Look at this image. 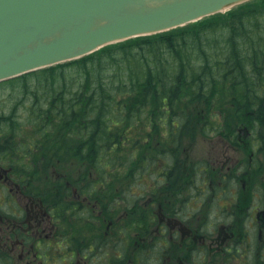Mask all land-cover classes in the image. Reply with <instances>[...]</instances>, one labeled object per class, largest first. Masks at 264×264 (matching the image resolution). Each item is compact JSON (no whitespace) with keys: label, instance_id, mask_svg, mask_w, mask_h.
Segmentation results:
<instances>
[{"label":"flooded vegetation","instance_id":"1","mask_svg":"<svg viewBox=\"0 0 264 264\" xmlns=\"http://www.w3.org/2000/svg\"><path fill=\"white\" fill-rule=\"evenodd\" d=\"M263 113L229 148H151L155 167L135 176L93 160L29 176L0 148V264H264Z\"/></svg>","mask_w":264,"mask_h":264},{"label":"trees","instance_id":"2","mask_svg":"<svg viewBox=\"0 0 264 264\" xmlns=\"http://www.w3.org/2000/svg\"><path fill=\"white\" fill-rule=\"evenodd\" d=\"M253 65L260 69L253 71ZM262 72L264 0H251L225 13L110 44L0 84L15 81L19 89L30 93L26 102L33 106L28 115L38 132H43L42 139L32 141L36 148L30 152L32 157L39 152V160L58 161L69 155L98 163L126 157L122 146L131 141L134 122L150 119V134L156 135L160 132L152 124L157 119L162 138L156 140L155 148H179L184 129L195 121L190 116L204 113L202 130L207 133L211 120L205 112L221 101L217 115L234 129L246 121L252 106L264 104ZM196 101L205 103V109H189L190 102ZM1 132L16 137L21 130L7 125ZM138 157L142 163L136 164L137 170L152 166V155L144 152ZM126 162L132 174L134 163ZM94 169L104 176L109 167L96 165Z\"/></svg>","mask_w":264,"mask_h":264},{"label":"water","instance_id":"3","mask_svg":"<svg viewBox=\"0 0 264 264\" xmlns=\"http://www.w3.org/2000/svg\"><path fill=\"white\" fill-rule=\"evenodd\" d=\"M246 0H0V81Z\"/></svg>","mask_w":264,"mask_h":264},{"label":"rangeland","instance_id":"4","mask_svg":"<svg viewBox=\"0 0 264 264\" xmlns=\"http://www.w3.org/2000/svg\"><path fill=\"white\" fill-rule=\"evenodd\" d=\"M196 58H197V55L194 54L193 59H196ZM191 60H192V57H191ZM18 87L20 88V84H16L15 81L9 82L6 84H0V131L3 127L5 128L7 125L10 126V128L15 127L21 130V133L18 136L16 135V137L14 135L11 136L9 133H7L8 135H4L3 133L5 132H1L0 133V148H9L10 153L5 152L6 153L5 155L11 157L15 161L17 170L24 171V172L26 171V175H29V176H35V175L43 176L45 174L44 170H46V167L43 166V161L55 162L56 159L55 160H50V159L39 160L37 159L41 157V154L39 152L35 153L34 154L35 156L33 157L30 155V152L32 151L35 152V149H36L33 147L35 143L32 144V141H37L38 139H42L43 132L42 133L38 132L36 128L37 125L34 124V121H31V117L28 115V113L31 111L32 106H33L32 104L31 105L28 104V100L26 102V99L28 98V95L30 93L23 92ZM220 102L221 101L216 102L214 106H210V109L208 110V112H205V114L209 113L208 118L209 120H211V125H210L211 129L207 130V133H205L202 130V126H204V124L206 123L205 121L206 118L204 117V113L198 111L197 113H194L195 115L193 114L190 116V118L195 121L189 122V127L187 129H184L183 140L179 143L180 145L179 148H194L193 154L196 156H200V155L207 154V148H229L228 146L230 145L231 140L238 139L237 129L242 126L246 127V125L248 124V118H247L248 116L245 117L246 121H241V122H238L237 124H236V120H232L234 124L236 125L234 129H231L232 127L229 128L225 124V122L223 124L222 120L217 115L219 107L217 108L216 106H219ZM204 104L205 103L200 102V101L190 102L189 109H193L194 107H197L195 109H198V108L202 109L201 107H203ZM204 109H205V106H204ZM201 117H202V120H200ZM149 122L151 123L150 119L149 121L142 120L138 124L137 122L133 123L134 126L130 130L131 141L125 144L124 146H122V150L126 154V157L121 155L122 160H119V161L124 162L125 164L123 163V165H121L118 171H121L124 167L126 168V170L128 169L129 165H127V162H126L128 160L129 163H134L133 164L134 169L132 170V174H128V175H134V174L137 175L139 171L137 172L136 164L142 163L138 161L139 160L138 155H142L144 152L148 155L153 154L152 149L150 150H146V149L155 148L156 140L159 138L161 139L162 135H161V129L159 127L158 120L154 119L153 124H152L155 126L153 127V130H157L158 132H160V134L157 133L156 135H154L152 131L150 134L149 128H151V125ZM222 125L226 128L224 130H226L227 133L231 131V134L227 135V133L224 132L223 135H221V131L217 132V129L220 128V126ZM141 126H142V130H141ZM262 133L264 134V132ZM162 134L164 135V132ZM232 134H233V137L231 139ZM225 137L227 138L228 142L224 141ZM240 137L243 138L244 140H247L248 138L246 136L245 131H242L240 133ZM235 143L238 144V142H235ZM31 144H32V147L30 148ZM136 144L141 145L142 148L144 149L142 150V148H137L135 146ZM149 144H151V147L149 146ZM19 146H21V148H18ZM246 147L247 146H245V148ZM129 156H131L130 159H129ZM61 160L65 161L64 162L65 167H55V169L58 168L57 171L64 170V171H68L69 174H74V176H78L79 174L78 171L81 173V171L87 170V166L79 167L78 165H75V166L71 165L70 161H78V162L81 161L79 159V156L78 157L75 156V158L72 159L71 156L67 155L66 158L61 157ZM83 160L91 161V159L89 158L83 159ZM31 161L34 163V165H31V164L25 165L26 162H31ZM153 165L148 169L149 171L153 170V168L155 167ZM30 169L32 172L29 171ZM148 170H146L145 172L146 174ZM84 174L86 173H82L79 175H84ZM111 176H114V173H112Z\"/></svg>","mask_w":264,"mask_h":264},{"label":"bare ground","instance_id":"5","mask_svg":"<svg viewBox=\"0 0 264 264\" xmlns=\"http://www.w3.org/2000/svg\"><path fill=\"white\" fill-rule=\"evenodd\" d=\"M122 41V40H121ZM258 69H260V67L258 66V65H253V67H252V70L253 71H256V70H258ZM254 74H256V73H254ZM262 74H264V72H262ZM247 118H249L250 116H249V114H247ZM251 118V117H250ZM139 171V169L137 170V172Z\"/></svg>","mask_w":264,"mask_h":264}]
</instances>
